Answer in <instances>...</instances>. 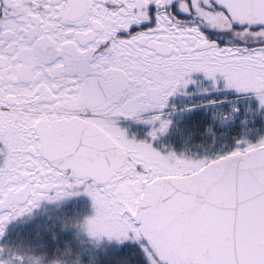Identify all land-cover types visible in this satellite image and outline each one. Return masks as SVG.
<instances>
[{"label": "snow or ice", "instance_id": "6c2138e0", "mask_svg": "<svg viewBox=\"0 0 264 264\" xmlns=\"http://www.w3.org/2000/svg\"><path fill=\"white\" fill-rule=\"evenodd\" d=\"M0 264H264V0H0Z\"/></svg>", "mask_w": 264, "mask_h": 264}, {"label": "rangeland", "instance_id": "374dc122", "mask_svg": "<svg viewBox=\"0 0 264 264\" xmlns=\"http://www.w3.org/2000/svg\"><path fill=\"white\" fill-rule=\"evenodd\" d=\"M48 211H52L51 209H44L42 210V212H48Z\"/></svg>", "mask_w": 264, "mask_h": 264}]
</instances>
